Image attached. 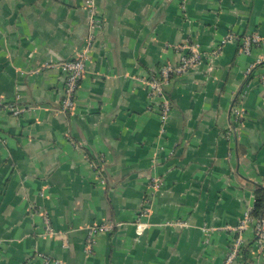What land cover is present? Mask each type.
Returning a JSON list of instances; mask_svg holds the SVG:
<instances>
[{"label":"crops","instance_id":"1","mask_svg":"<svg viewBox=\"0 0 264 264\" xmlns=\"http://www.w3.org/2000/svg\"><path fill=\"white\" fill-rule=\"evenodd\" d=\"M95 2L102 25L62 111V72L42 65L84 45L85 0H0V99L32 107L0 109V264H221L237 235L240 264H264L253 224L235 230L264 188V46L240 45L264 39V0ZM190 42L204 55L165 83L162 128L146 80Z\"/></svg>","mask_w":264,"mask_h":264},{"label":"built area","instance_id":"2","mask_svg":"<svg viewBox=\"0 0 264 264\" xmlns=\"http://www.w3.org/2000/svg\"><path fill=\"white\" fill-rule=\"evenodd\" d=\"M85 7L88 13V28L89 33L86 37L84 45L79 49L76 54L69 59H61L59 61H49L42 65V68L48 67H58L62 72L63 77V88H62V98L60 101V109L62 111L72 110L74 107L76 91L79 85V81L82 78L86 62L89 59V50L93 44L94 31L102 25V18L98 11L95 0H85ZM228 40H237L238 37L233 34H229L226 37ZM226 40V39H225ZM225 40H222L224 42ZM253 44H260L264 46V39H261L257 34H244L240 39V45L243 52L248 53L250 47ZM178 51H180L179 57L176 62H166L160 66L156 74H151L146 80L148 84V95L150 97H155L159 102V117L161 120V127L164 125L171 112V103L169 98L165 93V83H167L171 77L186 73L198 64L204 53L197 45V43H184L181 45H176ZM215 51L209 53L212 55ZM250 69H247V73ZM31 106L29 105H18L15 102H6L0 99V109H8L13 115L29 114L31 111ZM234 120L236 124H239L242 120V111L238 107L234 109L233 112ZM229 130L227 131V134ZM101 181H103L101 179ZM160 183L154 180L152 183L153 188H159ZM147 201H145L146 203ZM251 208L246 209L243 215L236 225L235 230L240 231L245 228L248 224H253L254 236L257 240H261L264 237V222L262 219L254 218L251 215ZM148 207L144 205L139 212V218L147 214ZM138 218V219H139ZM45 231L51 233L52 228L47 215L43 214ZM113 225L111 223H104L99 225H93L89 227V241H91V234L97 229L109 230ZM145 226L142 221H137V230L140 232ZM245 248V243H243L239 235L233 237L229 244L221 264H240V259L243 255ZM45 261H50L49 257H45ZM54 264H63L62 261L53 259Z\"/></svg>","mask_w":264,"mask_h":264},{"label":"trees","instance_id":"3","mask_svg":"<svg viewBox=\"0 0 264 264\" xmlns=\"http://www.w3.org/2000/svg\"><path fill=\"white\" fill-rule=\"evenodd\" d=\"M264 210V188L258 187L255 192V200L251 210L254 218L261 219Z\"/></svg>","mask_w":264,"mask_h":264}]
</instances>
